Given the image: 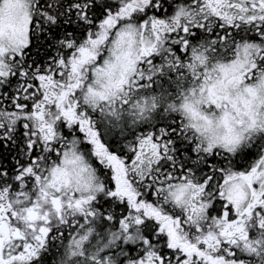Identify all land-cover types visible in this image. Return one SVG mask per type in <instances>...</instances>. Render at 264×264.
<instances>
[{
	"label": "snow or ice",
	"instance_id": "6c2138e0",
	"mask_svg": "<svg viewBox=\"0 0 264 264\" xmlns=\"http://www.w3.org/2000/svg\"><path fill=\"white\" fill-rule=\"evenodd\" d=\"M0 264H264V0H0Z\"/></svg>",
	"mask_w": 264,
	"mask_h": 264
}]
</instances>
